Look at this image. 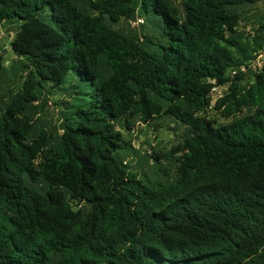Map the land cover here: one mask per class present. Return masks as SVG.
<instances>
[{
  "label": "trees",
  "instance_id": "16d2710c",
  "mask_svg": "<svg viewBox=\"0 0 264 264\" xmlns=\"http://www.w3.org/2000/svg\"><path fill=\"white\" fill-rule=\"evenodd\" d=\"M258 5L0 0V264H264V67L230 76ZM165 121L180 145L135 147Z\"/></svg>",
  "mask_w": 264,
  "mask_h": 264
},
{
  "label": "rangeland",
  "instance_id": "374dc122",
  "mask_svg": "<svg viewBox=\"0 0 264 264\" xmlns=\"http://www.w3.org/2000/svg\"><path fill=\"white\" fill-rule=\"evenodd\" d=\"M264 13V5H258L256 9L251 10V12L246 13V19L245 22L242 23L244 28L246 30H250L251 24L249 21L255 20L256 16H261ZM9 29H0V53L3 54V56L6 59L5 67L9 69H12L13 67H16V64L12 62L15 60L9 53H8V46H7V40L9 38ZM11 34V33H10ZM12 67V68H10ZM11 74V73H10ZM4 76V77H3ZM11 79V76L8 73H5V75H2V78L0 79V82L2 81L1 86H5L6 84H9V81ZM208 82L207 79H202L201 83ZM210 118H213L217 120L219 123H224L226 120L223 116L220 115L217 111H210L209 112ZM162 127L158 128L157 131L151 130L147 126H139V128L136 129L135 132H137V139L133 142L136 148L139 147V150L141 152H150V146L154 147L156 149H169L173 146H178L181 143L178 141V137L182 134L183 127L182 125L179 127H176V132H173L170 130L171 127H175L173 123L170 121L162 122ZM168 126L170 128H168ZM177 137V138H176Z\"/></svg>",
  "mask_w": 264,
  "mask_h": 264
},
{
  "label": "built area",
  "instance_id": "2783aa9c",
  "mask_svg": "<svg viewBox=\"0 0 264 264\" xmlns=\"http://www.w3.org/2000/svg\"><path fill=\"white\" fill-rule=\"evenodd\" d=\"M143 22H144L143 19L139 17V18H136V19L130 21V26L132 28H136L140 24H143ZM262 67H264V49L257 54L255 59L251 62V64L249 66H247V67L241 66L237 69H233L230 72V76L231 77L236 76L239 72L243 73V74H248L249 72L257 73L260 71V69ZM225 89L226 88L224 86H219V85H215L212 87L211 97H212L213 102L223 95V92L225 91ZM134 131H135V129H134Z\"/></svg>",
  "mask_w": 264,
  "mask_h": 264
}]
</instances>
